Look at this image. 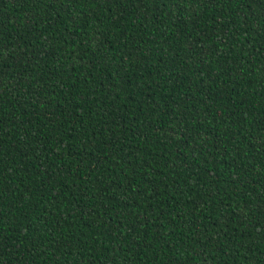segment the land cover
I'll use <instances>...</instances> for the list:
<instances>
[{"label": "trees", "instance_id": "trees-1", "mask_svg": "<svg viewBox=\"0 0 264 264\" xmlns=\"http://www.w3.org/2000/svg\"><path fill=\"white\" fill-rule=\"evenodd\" d=\"M0 264H264V0H0Z\"/></svg>", "mask_w": 264, "mask_h": 264}]
</instances>
